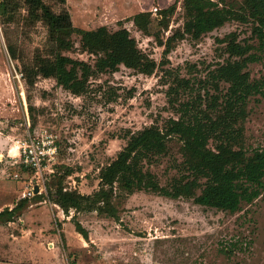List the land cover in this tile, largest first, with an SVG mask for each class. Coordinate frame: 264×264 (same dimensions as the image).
Segmentation results:
<instances>
[{"label":"rangeland","instance_id":"rangeland-1","mask_svg":"<svg viewBox=\"0 0 264 264\" xmlns=\"http://www.w3.org/2000/svg\"><path fill=\"white\" fill-rule=\"evenodd\" d=\"M173 3L163 38L182 27V0H66L57 10L66 9L76 28H126L156 68L150 75L123 66L114 73L98 74L80 96L57 86L53 79L39 78L30 92L31 103L18 61L28 63L44 48L46 27L39 20L24 21V12L11 22H0V211L27 199L12 219L0 220V264H264L263 195L242 203L231 214L192 199L146 191L128 194L115 188V217L74 209L66 214L47 195L46 187L54 188L58 176H65L61 181L65 189L81 194L97 190L99 170L125 146L128 134L152 124L161 126L174 116L166 96L170 78L164 70L202 78L207 64L222 60L223 45L217 39L231 32L240 39L250 36L247 24L232 20L198 41L189 37L177 41L164 55V47L152 34L139 31L132 18L139 12L156 18ZM79 38L72 36L74 47L65 54L92 64L93 56L80 50ZM7 44L13 46L17 60ZM248 70L253 78L264 72L261 63L250 64ZM43 131L54 137L57 156L50 167L53 172L44 173L41 189L27 196L34 179L14 146L18 139ZM244 146L247 150L264 147V99L249 102ZM178 147L172 142L168 154L149 166L161 185L177 174ZM75 224L87 233V239Z\"/></svg>","mask_w":264,"mask_h":264},{"label":"trees","instance_id":"trees-1","mask_svg":"<svg viewBox=\"0 0 264 264\" xmlns=\"http://www.w3.org/2000/svg\"><path fill=\"white\" fill-rule=\"evenodd\" d=\"M65 2L0 0L1 23L11 22L24 12V21L39 20L46 27L44 48L36 51L30 62L18 61L29 103L39 78L53 79L57 86L80 96L87 91L92 77L114 73L121 66L145 75L154 72L156 62L138 48L126 28H76L66 9L57 10ZM174 8L175 3L160 10L156 18L150 12H139L132 18L139 31L152 34L164 47V55L177 41L185 37L198 41L232 20L247 24L250 36L240 39L231 32L217 39L223 45L222 60L207 64L202 78L181 77L177 70L165 69V77L170 78L167 102L174 116L161 126L152 124L128 134L125 146L99 170L98 188L92 193L65 189L61 185L65 176H58L55 187L47 186L46 192L66 214L74 209L115 217V188L128 194L146 191L172 199H192L231 214L239 211L242 203L264 197V147L247 150L244 146L249 102L264 99V72L253 78L248 70L253 63H261L264 68V0H182L183 25L163 38ZM74 34L80 37V50L93 56L92 64L65 54L74 47ZM7 49L17 60L13 46L7 44ZM189 68L194 70L196 65L190 64ZM33 109L30 104L31 120ZM172 142L179 144L177 174L161 185L149 166L168 154ZM69 173L68 169L65 175ZM26 203L27 199L22 198L14 207L1 210L0 220L12 219ZM75 227L87 239V233L78 224Z\"/></svg>","mask_w":264,"mask_h":264},{"label":"built area","instance_id":"built-area-1","mask_svg":"<svg viewBox=\"0 0 264 264\" xmlns=\"http://www.w3.org/2000/svg\"><path fill=\"white\" fill-rule=\"evenodd\" d=\"M14 148L21 164L30 170L34 179V186L27 192V196L34 195V188L41 189L44 183V173L53 172L52 164L56 160L57 145L54 137L46 131L37 135L28 134L25 138L18 139Z\"/></svg>","mask_w":264,"mask_h":264},{"label":"water","instance_id":"water-1","mask_svg":"<svg viewBox=\"0 0 264 264\" xmlns=\"http://www.w3.org/2000/svg\"><path fill=\"white\" fill-rule=\"evenodd\" d=\"M34 192L35 193H37L38 192V188L36 187V188H34Z\"/></svg>","mask_w":264,"mask_h":264},{"label":"crops","instance_id":"crops-1","mask_svg":"<svg viewBox=\"0 0 264 264\" xmlns=\"http://www.w3.org/2000/svg\"><path fill=\"white\" fill-rule=\"evenodd\" d=\"M54 205H56L55 203H54ZM57 206V205H56ZM58 207V206H57ZM60 208V207H59ZM61 209V208H60ZM81 247H83V245L81 246Z\"/></svg>","mask_w":264,"mask_h":264}]
</instances>
